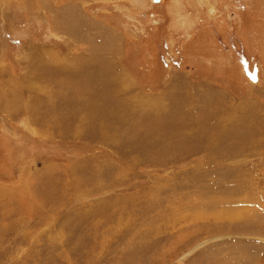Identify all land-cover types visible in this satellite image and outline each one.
I'll return each mask as SVG.
<instances>
[{
	"label": "rangeland",
	"instance_id": "rangeland-1",
	"mask_svg": "<svg viewBox=\"0 0 264 264\" xmlns=\"http://www.w3.org/2000/svg\"><path fill=\"white\" fill-rule=\"evenodd\" d=\"M0 264H264V0H0Z\"/></svg>",
	"mask_w": 264,
	"mask_h": 264
},
{
	"label": "crops",
	"instance_id": "crops-1",
	"mask_svg": "<svg viewBox=\"0 0 264 264\" xmlns=\"http://www.w3.org/2000/svg\"><path fill=\"white\" fill-rule=\"evenodd\" d=\"M203 31H205V27H204V29H202V32H203ZM203 34H204V33H203ZM200 35H202L201 32H200ZM207 68H208L209 70H211L209 67H207ZM232 69H235V71H234L232 74H229L228 76L233 78V75H234V74H237V73H236V67H235L234 65L229 69V72H230ZM205 71L208 72L207 69H206ZM211 71H212V70H211Z\"/></svg>",
	"mask_w": 264,
	"mask_h": 264
}]
</instances>
